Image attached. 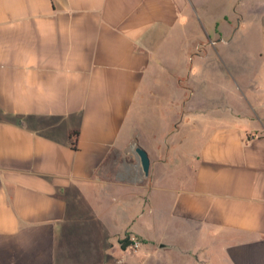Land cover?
I'll use <instances>...</instances> for the list:
<instances>
[{
    "label": "crops",
    "instance_id": "0c3cea01",
    "mask_svg": "<svg viewBox=\"0 0 264 264\" xmlns=\"http://www.w3.org/2000/svg\"><path fill=\"white\" fill-rule=\"evenodd\" d=\"M255 21L264 0H0V264H264V47L220 48Z\"/></svg>",
    "mask_w": 264,
    "mask_h": 264
},
{
    "label": "rangeland",
    "instance_id": "374dc122",
    "mask_svg": "<svg viewBox=\"0 0 264 264\" xmlns=\"http://www.w3.org/2000/svg\"><path fill=\"white\" fill-rule=\"evenodd\" d=\"M255 24L256 21L252 24H250V27L243 33H241V36L236 39L235 41H232L230 43V45L228 46H223L221 45L220 48H222L221 50H225L224 52V56L225 59H228L230 62V64H235V63H240L244 57L243 55L245 54V56L248 54V52H263V47H264V30L262 32L258 31L257 29H255ZM258 27V26H257ZM227 52V55H226ZM232 54V55H231ZM227 65V63H226ZM229 79L231 80V77L229 75ZM236 80H238L239 78H235ZM160 99H164V98H160ZM158 100V99H155ZM159 101V100H158ZM152 117L151 121L158 123L159 118H154L157 117V113H151ZM129 239V244L127 245V248L131 251H135L136 249H134L131 244L133 243L134 240L129 236H126ZM140 247V246H139Z\"/></svg>",
    "mask_w": 264,
    "mask_h": 264
},
{
    "label": "water",
    "instance_id": "95a60500",
    "mask_svg": "<svg viewBox=\"0 0 264 264\" xmlns=\"http://www.w3.org/2000/svg\"><path fill=\"white\" fill-rule=\"evenodd\" d=\"M134 150L136 155L138 156L142 172L147 175L150 166V160L147 152L139 146H136Z\"/></svg>",
    "mask_w": 264,
    "mask_h": 264
},
{
    "label": "trees",
    "instance_id": "16d2710c",
    "mask_svg": "<svg viewBox=\"0 0 264 264\" xmlns=\"http://www.w3.org/2000/svg\"><path fill=\"white\" fill-rule=\"evenodd\" d=\"M72 135H74V134H72ZM129 239L127 238V237H125V238H123V239H121L120 240V243H121V246L122 247H127V245L129 244Z\"/></svg>",
    "mask_w": 264,
    "mask_h": 264
},
{
    "label": "built area",
    "instance_id": "2783aa9c",
    "mask_svg": "<svg viewBox=\"0 0 264 264\" xmlns=\"http://www.w3.org/2000/svg\"><path fill=\"white\" fill-rule=\"evenodd\" d=\"M131 246H132L134 249H138L139 246H140V242L137 241V240H134L133 243L131 244Z\"/></svg>",
    "mask_w": 264,
    "mask_h": 264
}]
</instances>
